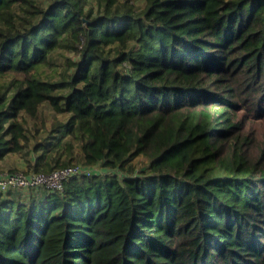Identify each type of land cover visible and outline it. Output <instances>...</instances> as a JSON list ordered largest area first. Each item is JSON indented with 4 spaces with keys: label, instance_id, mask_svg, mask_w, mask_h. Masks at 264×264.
Here are the masks:
<instances>
[{
    "label": "trees",
    "instance_id": "obj_1",
    "mask_svg": "<svg viewBox=\"0 0 264 264\" xmlns=\"http://www.w3.org/2000/svg\"><path fill=\"white\" fill-rule=\"evenodd\" d=\"M143 1L0 0V159L48 102L29 172L114 170L0 192V264H264V0Z\"/></svg>",
    "mask_w": 264,
    "mask_h": 264
},
{
    "label": "rangeland",
    "instance_id": "obj_2",
    "mask_svg": "<svg viewBox=\"0 0 264 264\" xmlns=\"http://www.w3.org/2000/svg\"><path fill=\"white\" fill-rule=\"evenodd\" d=\"M133 1L136 3L137 7H140L144 4L143 0H133ZM66 56L74 57V55L64 50H57L52 54V59H51L52 64H49L44 68H42V71L45 73L47 78H55V79L59 78L60 72L64 70L63 64L65 63ZM41 115L42 116L39 119V123H38L39 131L35 127V122L31 121L29 124L32 140L30 141L29 145L23 150V152L8 154L3 159H0V174H4L8 172H18V171L29 172L28 164L35 160V152H34L35 145L41 141H45L48 135L49 128L51 127L53 121L64 120V118H66V115L65 116L56 115L53 112L48 102L42 104ZM74 163L82 164L83 162L75 161ZM148 164L149 163L147 159L139 155L132 158L129 161L128 166L130 165L134 167L136 172L139 173L143 168H146ZM97 169L99 170V172H101L103 176H106L108 174L112 175L114 173V170L104 166L103 163H100ZM118 172L121 174V171L118 170ZM124 174H126V172ZM35 189L38 190L27 189V188L12 189V191L7 195H9V198L14 197L16 199H21L27 203H30L33 198L41 199L44 197L46 192L51 190V189L47 190V188H35ZM2 193L4 198H6L5 193L4 192Z\"/></svg>",
    "mask_w": 264,
    "mask_h": 264
},
{
    "label": "built area",
    "instance_id": "obj_3",
    "mask_svg": "<svg viewBox=\"0 0 264 264\" xmlns=\"http://www.w3.org/2000/svg\"><path fill=\"white\" fill-rule=\"evenodd\" d=\"M97 165L73 164L56 169L51 173L37 172H8L0 174V191L10 189L47 188L51 190H63L65 183L73 178L101 174Z\"/></svg>",
    "mask_w": 264,
    "mask_h": 264
}]
</instances>
